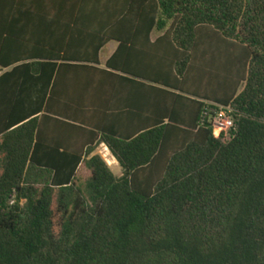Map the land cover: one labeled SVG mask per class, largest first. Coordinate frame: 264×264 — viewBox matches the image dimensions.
I'll return each instance as SVG.
<instances>
[{
  "label": "trees",
  "instance_id": "trees-1",
  "mask_svg": "<svg viewBox=\"0 0 264 264\" xmlns=\"http://www.w3.org/2000/svg\"><path fill=\"white\" fill-rule=\"evenodd\" d=\"M0 264H264V0H0Z\"/></svg>",
  "mask_w": 264,
  "mask_h": 264
},
{
  "label": "crops",
  "instance_id": "crops-1",
  "mask_svg": "<svg viewBox=\"0 0 264 264\" xmlns=\"http://www.w3.org/2000/svg\"><path fill=\"white\" fill-rule=\"evenodd\" d=\"M163 35V32H157V31H152L149 35H148V43L149 44H153L156 42L157 38L161 37ZM109 44H113L114 46L112 48H110V50H108V54L106 55L105 59L102 61L101 60V51L106 48ZM118 48V43L114 42V41H110L108 43H106L99 51L97 54L98 57V62H99V67L100 68H106V62L111 58V56L115 53V51ZM146 64H148L147 66H145ZM151 64V58H148L147 60H143L141 58H136L132 61V65L133 68H135L137 71H139L140 73H145L148 70V66H150ZM150 69V68H149ZM137 78L142 79V80H146L143 79L141 76H138ZM103 148H106L105 145H103L102 143H98L95 147L94 150L90 153L89 157L94 156V155H98L102 160L103 158L100 156L101 153H103ZM105 160H103L106 165L108 166V168L110 169V171L113 173L114 176L116 177H120L122 175V170L119 167L118 163L116 162V160L114 159V157L111 155V153L109 152V150L106 148V154H105Z\"/></svg>",
  "mask_w": 264,
  "mask_h": 264
},
{
  "label": "built area",
  "instance_id": "built-area-1",
  "mask_svg": "<svg viewBox=\"0 0 264 264\" xmlns=\"http://www.w3.org/2000/svg\"><path fill=\"white\" fill-rule=\"evenodd\" d=\"M209 128L211 129L215 139L222 143L230 141L236 133V122L233 118V110L230 106H216L211 115L207 119ZM100 156L105 159L106 148H103ZM11 200L9 204H12Z\"/></svg>",
  "mask_w": 264,
  "mask_h": 264
},
{
  "label": "rangeland",
  "instance_id": "rangeland-1",
  "mask_svg": "<svg viewBox=\"0 0 264 264\" xmlns=\"http://www.w3.org/2000/svg\"><path fill=\"white\" fill-rule=\"evenodd\" d=\"M114 45L113 44H109L106 48H104L102 51H101V60L103 61L106 57V55L108 54V50H110V48H112Z\"/></svg>",
  "mask_w": 264,
  "mask_h": 264
}]
</instances>
